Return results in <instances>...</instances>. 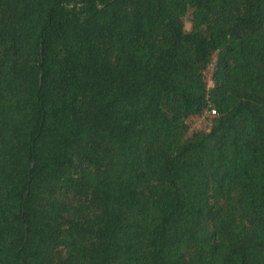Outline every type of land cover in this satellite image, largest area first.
<instances>
[{
	"label": "trees",
	"instance_id": "16d2710c",
	"mask_svg": "<svg viewBox=\"0 0 264 264\" xmlns=\"http://www.w3.org/2000/svg\"><path fill=\"white\" fill-rule=\"evenodd\" d=\"M0 264H264V0H0Z\"/></svg>",
	"mask_w": 264,
	"mask_h": 264
},
{
	"label": "built area",
	"instance_id": "2783aa9c",
	"mask_svg": "<svg viewBox=\"0 0 264 264\" xmlns=\"http://www.w3.org/2000/svg\"><path fill=\"white\" fill-rule=\"evenodd\" d=\"M216 113V110H215V108H213V107H209L208 109H206V110H204V112L201 114V115H193V116H191L190 117V119H189V121H190V123H191V126L192 127H196V125H194L193 123H192V121L194 120V119H196V118H198V117H202V118H205L206 119V117H210V116H212V115H214Z\"/></svg>",
	"mask_w": 264,
	"mask_h": 264
},
{
	"label": "rangeland",
	"instance_id": "374dc122",
	"mask_svg": "<svg viewBox=\"0 0 264 264\" xmlns=\"http://www.w3.org/2000/svg\"><path fill=\"white\" fill-rule=\"evenodd\" d=\"M209 74H210V72L208 71L207 72V76L209 77ZM208 77H206L207 79H208ZM192 123L194 124V125H196V127H206V125H207V123H208V120L207 119H205V118H202V117H198V118H196V119H194L193 121H192Z\"/></svg>",
	"mask_w": 264,
	"mask_h": 264
}]
</instances>
